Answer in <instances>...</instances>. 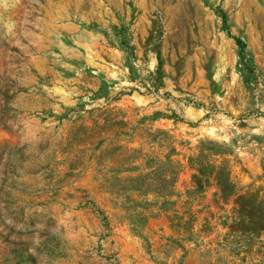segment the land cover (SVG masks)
I'll use <instances>...</instances> for the list:
<instances>
[{"label": "rangeland", "instance_id": "1", "mask_svg": "<svg viewBox=\"0 0 264 264\" xmlns=\"http://www.w3.org/2000/svg\"><path fill=\"white\" fill-rule=\"evenodd\" d=\"M0 264H264V0H0Z\"/></svg>", "mask_w": 264, "mask_h": 264}, {"label": "trees", "instance_id": "2", "mask_svg": "<svg viewBox=\"0 0 264 264\" xmlns=\"http://www.w3.org/2000/svg\"><path fill=\"white\" fill-rule=\"evenodd\" d=\"M218 183H219V188L224 192L227 189L229 179L227 178V180H226L225 175H224V178H222V176L219 175Z\"/></svg>", "mask_w": 264, "mask_h": 264}]
</instances>
